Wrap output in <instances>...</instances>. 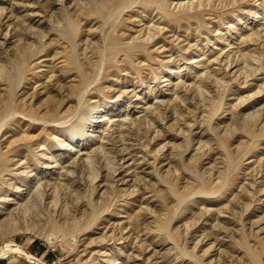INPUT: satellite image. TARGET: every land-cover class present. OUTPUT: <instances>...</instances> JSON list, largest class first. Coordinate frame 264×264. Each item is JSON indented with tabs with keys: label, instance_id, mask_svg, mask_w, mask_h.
I'll list each match as a JSON object with an SVG mask.
<instances>
[{
	"label": "rangeland",
	"instance_id": "obj_1",
	"mask_svg": "<svg viewBox=\"0 0 264 264\" xmlns=\"http://www.w3.org/2000/svg\"><path fill=\"white\" fill-rule=\"evenodd\" d=\"M79 1L0 0V264H264V0Z\"/></svg>",
	"mask_w": 264,
	"mask_h": 264
},
{
	"label": "bare ground",
	"instance_id": "obj_2",
	"mask_svg": "<svg viewBox=\"0 0 264 264\" xmlns=\"http://www.w3.org/2000/svg\"><path fill=\"white\" fill-rule=\"evenodd\" d=\"M12 1H15V0H12ZM63 1V0H62ZM83 1V0H82ZM90 1V0H89ZM129 1V3H128V5H126V8H124V9H130V7H132V6H134L136 3H137V1L138 0H128ZM221 1V0H220ZM78 2H80L79 0H78ZM77 2V3H78ZM83 2H87V0L85 1H83ZM90 2H92V1H90ZM90 2H87L88 4L90 3ZM76 3V2H75ZM103 3V2H102ZM82 4V3H81ZM84 4H86V3H84ZM12 5V4H11ZM15 5V4H14ZM77 5V4H76ZM91 4H89L87 7L88 8H90L89 6H90ZM81 6L82 5H79L78 7H79V9L81 8ZM84 6V5H83ZM85 6V7H86ZM142 6V5H141ZM191 6V5H190ZM85 7H82V8H85ZM188 7V6H187ZM75 8H77V6L75 7ZM80 9V10H82V11H84L83 9ZM139 8V7H138ZM137 8V9H138ZM144 8V7H143ZM5 9V8H4ZM4 9L2 8V6H1V8H0V17L2 18V17H5L4 16ZM135 9V8H134ZM101 11V10H100ZM133 11V10H132ZM155 11V10H154ZM73 12V11H72ZM76 12V11H75ZM162 12V11H161ZM71 13V12H70ZM101 13V12H100ZM124 13V12H123ZM142 13H144V11L142 12ZM183 13V12H182ZM71 14H73V13H71ZM84 14V13H83ZM118 14V13H117ZM148 14V13H147ZM187 14H189V13H186V15ZM258 14V13H257ZM11 15V14H10ZM174 15V14H173ZM77 16V15H76ZM75 16V17H76ZM79 16V15H78ZM119 16H121V13H120V15ZM197 15H196V13L195 12H193V14H192V16H191V18H195ZM7 17V16H6ZM65 17H66V14H65ZM64 17V18H65ZM115 17V16H114ZM117 17V16H116ZM176 17V16H175ZM1 18H0V21H1ZM8 18V17H7ZM10 18V17H9ZM67 18V17H66ZM157 20H159V18H157ZM2 23V22H1ZM65 23H67V21L65 22ZM109 23V22H108ZM159 23H161V22H159ZM68 24L70 25V27L71 28H73L74 29V27H76V25L74 24V21H72V20H70V19H68ZM1 25V24H0ZM66 27H68V25L66 26ZM158 27H160V26H158ZM157 27V28H158ZM188 27H189V25H188ZM153 29H154V27H152ZM156 27H155V30L157 29ZM76 29V28H75ZM164 29V28H163ZM230 29V28H229ZM67 30V29H66ZM60 31V30H59ZM149 31V30H148ZM152 31V30H151ZM150 31V32H151ZM158 31H161L160 30V28H159V30ZM189 31V30H188ZM9 32V31H8ZM155 33H156V31H154ZM68 35H69V33L68 32H66ZM146 33V32H145ZM148 33V32H147ZM152 33V32H151ZM154 33V34H155ZM160 33V32H159ZM6 34H8V33H6ZM148 35L149 34H147V36L146 37H148ZM153 35V34H152ZM8 36V35H7ZM71 38H73L72 37V35L70 36ZM148 38H150V37H148ZM260 38V37H259ZM262 38V37H261ZM21 39V38H20ZM22 40V39H21ZM253 41V40H252ZM24 43L26 42V41H23ZM34 42V41H33ZM24 43H21V45L22 44H24ZM35 43V42H34ZM17 44H19V43H17ZM151 44V43H150ZM20 45V44H19ZM18 45V46H19ZM25 45H26V43H25ZM28 45V44H27ZM17 46V45H16ZM28 46H30V45H28ZM36 47H37V45H35ZM22 47V46H21ZM26 47V46H25ZM24 47V45H23V48H25ZM31 47V46H30ZM33 47H34V45H32V49H33ZM20 48V47H19ZM19 48H17V51H18V49ZM22 48V49H23ZM27 49H24V51H21V48L19 49L21 52L20 53H18L17 51V53L19 54H17L18 56L16 57L17 59V62L13 65L12 63H11V65H8L9 66V68H7L6 66H4V67H6V69L4 68H2V69H0L1 71H0V74H2L3 76L5 75L7 78H8V80H10V82L12 83L13 82V86H12V88H17L18 86H20L21 84H22V82L23 81H26V74H27V72H26V68H27V65H28V62L36 55L35 54V52H33L32 50H30L28 47H26ZM38 48H40V47H38ZM105 49V48H104ZM103 49V50H104ZM16 52H15V54H16ZM253 52V51H252ZM83 53V52H82ZM14 54V53H13ZM252 54V53H251ZM7 55V54H6ZM10 55V54H9ZM78 55V54H77ZM103 55V54H102ZM8 56V55H7ZM11 56H13V55H11ZM16 56V55H15ZM5 57V56H4ZM15 58V57H14ZM14 58H13V60H14ZM4 59V58H3ZM6 59V58H5ZM240 58H238V60H239ZM253 59V58H252ZM15 60V61H16ZM102 60H103V58H102ZM106 60V59H105ZM204 60V59H203ZM254 60V62H255V59H253ZM258 60V59H257ZM7 61V60H6ZM11 61V60H10ZM195 61V60H194ZM5 62V61H4ZM3 62V63H4ZM193 62V61H192ZM228 63H229V61H228ZM231 63V62H230ZM250 63H251V61H250ZM252 63H253V61H252ZM5 64V63H4ZM3 64V65H4ZM7 64H9V63H7ZM7 64H5V65H7ZM3 65H0V66H3ZM102 65V64H101ZM252 65V64H251ZM77 66V65H76ZM230 66H231V64H230ZM253 66V65H252ZM70 67V66H69ZM250 67V66H249ZM1 68V67H0ZM102 68V67H101ZM243 68V67H242ZM103 69V68H102ZM244 69V68H243ZM3 70V71H2ZM84 71V70H83ZM2 72V73H1ZM100 72V71H99ZM79 73V72H78ZM84 73V75H86V71H84L83 72ZM83 73H82V76L80 77V80H79V82L78 83H76V84H72V85H70L69 87H68V90L67 89H64L65 91H69V96L71 97V98H77L80 94H81V91H82V87H83V85H84V82H85V80L87 79V77H85L84 75H83ZM89 73V72H88ZM102 73V72H101ZM1 75V76H2ZM1 76H0V78H1ZM29 76V75H28ZM63 77H64V75H63ZM67 77H68V75H67ZM170 77V76H169ZM3 78V77H2ZM99 78V77H98ZM32 79V78H31ZM70 79V78H69ZM76 79V78H75ZM2 80V79H1ZM97 80V79H96ZM165 81V80H164ZM168 81V80H167ZM220 81V79L218 80V82ZM31 82V81H30ZM67 82V81H66ZM82 82V83H81ZM216 82H217V80H216ZM217 82V83H218ZM65 83V82H64ZM96 83V82H95ZM163 83V82H162ZM62 84V83H61ZM24 86H26V85H24ZM23 86V87H24ZM65 86L67 87V85H65L64 84V87L63 86H60V88H65ZM48 87H50V86H48ZM54 87V86H53ZM91 87V86H90ZM93 87V86H92ZM18 89V88H17ZM23 89V88H22ZM50 89V88H49ZM57 89V88H56ZM62 89H60V90H62ZM88 89V88H87ZM90 89V88H89ZM51 90H53V89H51ZM58 91H59V89H57ZM57 91V92H58ZM63 91V90H62ZM91 91H92V89H91ZM18 92V91H17ZM57 92L55 93L56 95H57ZM60 92V91H59ZM199 92H201V91H199ZM62 93V92H61ZM85 93H87V90L81 95L82 97H84L85 95ZM202 93H203V91L201 92V95H202ZM6 94V93H5ZM54 94V93H53ZM59 94V93H58ZM65 94H67V92L65 93ZM7 95H8V98L4 101V103L2 104V107H1V114H0V117L2 118V117H4V116H6V114L8 113V112H10L11 110H12V107H13V102H12V99H11V97H9L10 96V94H9V92L7 93ZM6 95V96H7ZM204 95V94H203ZM64 96V95H63ZM49 97H50V95H49ZM51 97H52V95H51ZM62 97V96H61ZM65 97V96H64ZM68 97V96H67ZM66 97V98H67ZM53 98L55 99V95L52 97V100H53ZM85 98V97H84ZM64 99V98H63ZM68 99V98H67ZM87 99V98H86ZM56 100V99H55ZM58 100V99H57ZM59 100L61 101V99L59 98ZM58 100V101H59ZM71 100V99H70ZM50 101H51V99H50ZM54 101V100H53ZM76 101V100H75ZM90 101H92V100H90ZM55 102V101H54ZM70 102V101H69ZM77 102V101H76ZM81 102V101H80ZM82 102H84V101H82ZM31 103V102H30ZM49 103V102H48ZM58 104H59V102H57ZM57 103L56 104H54L55 106H57L58 107V105H57ZM88 103H90V102H88ZM24 104V103H23ZM51 105L53 104L52 102L50 103ZM49 105V104H48ZM47 104H46V106H48ZM75 105V104H74ZM74 105H71V106H74ZM81 105H82V103H81ZM94 105V104H93ZM30 106V105H29ZM54 106V107H55ZM70 106V105H69ZM79 106V105H78ZM78 106H77V108H78ZM51 107V106H50ZM56 107V108H57ZM91 108H90V117L88 118V119H84L83 117L81 118V120L79 121V125H77V126H73V125H69L68 127H63V129L64 130H69V129H73L72 131H71V133H70V135H68L67 136V138L69 139V141H68V143H69V147H71V146H73V142L75 141V140H78V141H83L85 138H86V136H87V131H85L84 129H83V127H85V126H87V124L88 125H90V127H92V124H93V119H94V117H93V115H94V113L96 112V110H98L99 108H96V107H94V106H90ZM102 107V106H101ZM100 107V108H101ZM53 108V107H52ZM52 108H50V110H51V112L49 111V109L48 110H46V112L45 113H48V111L50 112L49 113V116H50V120H52L51 122H54V123H56V124H61L60 123V119H61V117H57V112H55L54 111V113H52V110H55V109H52ZM64 108V107H63ZM71 108H74V107H71ZM70 108V109H71ZM68 110L69 112L70 111H73L72 109L71 110ZM66 111V110H65ZM65 111H63L64 112V114L65 113H69V112H65ZM77 112H78V110H76ZM88 111V110H87ZM24 112H26V111H24ZM28 113H26V114H24V116H28V117H30L31 118V120H35L34 118H33V113H32V111H27ZM74 112V111H73ZM45 113L43 114V115H45ZM61 113V112H60ZM59 113V114H60ZM98 113V112H97ZM63 113H61V115H62ZM74 114H76V113H74ZM87 114V113H86ZM92 114V115H91ZM41 115H42V113H41ZM48 115V114H47ZM104 117V116H103ZM6 118V117H5ZM11 118V117H10ZM9 118V119H10ZM21 118V117H20ZM24 118V117H23ZM27 119V118H26ZM106 118L104 117V120H105ZM7 120V119H6ZM28 120V119H27ZM30 120V119H29ZM85 122H84V121ZM107 120V119H106ZM101 121V120H100ZM248 121V120H247ZM32 122V121H31ZM99 122V121H98ZM249 122V121H248ZM5 123V122H4ZM33 124V123H32ZM44 124H46V123H44ZM12 125H14V124H12ZM54 125V124H53ZM4 126V124L2 123V125L0 126V130L2 129V127ZM27 126V125H26ZM30 126V125H29ZM56 126V125H55ZM8 128H11V127H8ZM57 129H62V128H59V127H57ZM13 131V130H12ZM54 131V130H53ZM55 132V131H54ZM63 134V133H62ZM65 134L66 133H64V135L63 136H65ZM67 135V134H66ZM31 137V136H30ZM39 137V136H38ZM25 138H27V137H25ZM55 138V137H54ZM57 138V137H56ZM39 139V138H38ZM25 140V139H24ZM62 141V140H61ZM67 143V142H66ZM60 144V143H59ZM67 145V144H66ZM46 146V145H45ZM63 146V145H62ZM71 149H72V147H71ZM75 149V148H74ZM73 149V150H74ZM42 158H43V156H42ZM46 158V157H45ZM92 161H93V159H91ZM112 162V161H111ZM110 161H109V163H111ZM92 163H94V162H92ZM111 164H113V162L111 163ZM115 164V163H114ZM113 164V165H114ZM83 165V164H82ZM86 165V164H85ZM92 165V164H91ZM109 165V164H108ZM117 165V164H116ZM112 166V165H111ZM107 167H109V166H107ZM85 168V167H84ZM97 168H98V166H97ZM112 168L113 169H115V166H112ZM112 168H110L109 167V172H110V169H112ZM94 169V168H93ZM113 169H112V171H113ZM95 170V169H94ZM93 170V171H94ZM97 170H99V168L98 169H96V171ZM116 170V169H115ZM91 172V173H93V175H91L90 173V176H91V182H92V184L93 183H95L94 181H96L97 179H98V177H99V175H100V170L99 171H97V172ZM111 171V172H112ZM89 172V171H88ZM114 172V171H113ZM112 172V173H113ZM97 173V174H96ZM115 173V172H114ZM88 174V173H87ZM89 174H88V177H89ZM110 174V173H109ZM27 175V174H26ZM111 177H113L112 175H110ZM90 178V177H89ZM88 178V182H89V179ZM91 185V184H90ZM81 186V185H80ZM57 187V186H56ZM20 188V187H19ZM93 188H94V185H93ZM43 189H46V188H43ZM59 189V188H58ZM91 189H92V186H91ZM44 191V190H43ZM93 191V190H92ZM136 191H139V190H134V191H132V192H136ZM41 195H42V192H41ZM43 196H44V193H43ZM6 198V197H5ZM4 198V199H5ZM7 198H10V197H7ZM8 200L7 199H5L4 200V202H7ZM57 201H59L58 199H57ZM56 200H55V202L54 203H56L55 204V206L59 203V202H57ZM5 204V203H4ZM58 206V205H57ZM100 211V210H99ZM87 212V211H86ZM99 215V214H98ZM98 218V217H97ZM98 220V219H97ZM87 222V221H86ZM81 224V223H80ZM84 224V223H83ZM94 225L95 224H93V226L92 227H94ZM75 226V225H74ZM73 226V227H74ZM83 226V225H82ZM89 227H91V226H89ZM89 227H87V226H85V227H83V228H80V229H76L75 231H73L71 234H72V236L74 237V238H76L77 237V234H79V232H83V231H85V230H87V228H89ZM91 227V228H92ZM12 228V227H11ZM17 230V229H16ZM66 230V229H65ZM219 230H221V228L219 229ZM63 231V230H62ZM162 231V230H161ZM123 232V229H122V231H121V233ZM64 234H65V232H64ZM115 235V234H114ZM79 236V235H78ZM108 237V236H107ZM107 237H105V238H107ZM110 237H114V236H110ZM78 238V237H77ZM121 238V237H120ZM125 238V237H124ZM128 238V237H127ZM111 239V238H110ZM123 239V238H122ZM112 240V239H111ZM116 240V239H115ZM119 240V239H118ZM124 240V239H123ZM76 241V240H75ZM104 241H105V239H104ZM198 242H200V241H198ZM199 244V243H198ZM198 244H196V245H198ZM16 251V253H22L20 250H15ZM14 251V252H15ZM182 251V250H181ZM180 251V252H181ZM184 251V250H183ZM106 254V253H105ZM180 254H183V253H180ZM109 255V254H108ZM107 255V256H108ZM110 256V255H109ZM183 256H184V254H183ZM113 257V256H112ZM110 261V260H109ZM111 261H113V259L111 260ZM145 263V262H144ZM116 264V263H115ZM147 264V263H146ZM257 264V263H256Z\"/></svg>",
	"mask_w": 264,
	"mask_h": 264
}]
</instances>
